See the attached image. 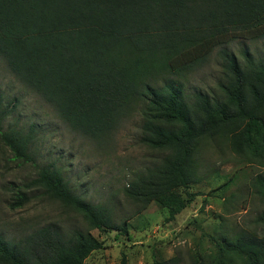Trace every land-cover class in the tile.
<instances>
[{"label":"trees","instance_id":"16d2710c","mask_svg":"<svg viewBox=\"0 0 264 264\" xmlns=\"http://www.w3.org/2000/svg\"><path fill=\"white\" fill-rule=\"evenodd\" d=\"M264 39V0H0V57L73 129L106 139L135 112L142 142L165 152L125 187L144 208L155 202L173 220L199 195V154L222 140L263 170L252 186L264 204V58L242 60L223 47ZM220 50V94L188 93L182 78ZM10 113L0 91V139L14 159H30L31 131L2 130ZM81 214L87 230L48 224L18 238L0 236V264H85L105 248L92 230H122L111 209L75 193L62 170L42 168L30 183ZM29 197L23 192L15 205ZM13 205V206H15ZM263 225L264 209L257 217ZM216 264H264V233L248 230L219 244ZM129 264L124 255L119 262ZM145 264H178L176 257Z\"/></svg>","mask_w":264,"mask_h":264},{"label":"rangeland","instance_id":"374dc122","mask_svg":"<svg viewBox=\"0 0 264 264\" xmlns=\"http://www.w3.org/2000/svg\"><path fill=\"white\" fill-rule=\"evenodd\" d=\"M223 47L240 60L243 48H248L256 60L264 58V39H238ZM223 47L216 48L205 64L182 78L188 93L202 90L220 94L218 83L225 80L220 63ZM0 91L10 110L2 130L21 128L33 134L26 162L14 159L0 139V236L18 238L48 224L58 225L65 233L89 228L81 214L30 184L44 167L61 169L76 194L107 205L118 224L129 222L130 237L122 230H92L106 246L93 252L85 264L119 262L124 255L129 264L171 257H176L178 264H216L221 255L219 244L227 238L242 230L263 235L257 217L264 204L252 186L263 168L236 154L226 142L210 141L202 146L199 159L204 180L191 188L199 195L169 220L168 209L155 202L144 208L124 190L165 154L142 142L139 112L124 119L106 139L94 140L73 130L52 104L11 72L1 57ZM23 192L29 199L18 207L16 197Z\"/></svg>","mask_w":264,"mask_h":264}]
</instances>
